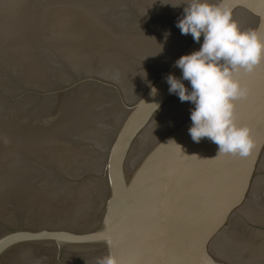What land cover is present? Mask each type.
<instances>
[{
    "label": "water",
    "instance_id": "obj_1",
    "mask_svg": "<svg viewBox=\"0 0 264 264\" xmlns=\"http://www.w3.org/2000/svg\"><path fill=\"white\" fill-rule=\"evenodd\" d=\"M230 3L241 29L264 34V0ZM182 13L161 0H0V264L109 252L264 264V63L238 76L253 152L193 142V105L165 81L200 48L175 26Z\"/></svg>",
    "mask_w": 264,
    "mask_h": 264
},
{
    "label": "clouds",
    "instance_id": "obj_2",
    "mask_svg": "<svg viewBox=\"0 0 264 264\" xmlns=\"http://www.w3.org/2000/svg\"><path fill=\"white\" fill-rule=\"evenodd\" d=\"M161 4L183 6L175 26L181 35H191L200 44L198 50L175 61L174 66L181 71L179 78L171 73L165 78L169 94L193 105L188 129L192 141L199 143L208 138L218 146L217 155L248 157L256 143L251 129L237 123L236 101L249 95L247 85L238 76L251 74L264 63V34L241 29L233 18L230 0H183L179 4L161 0ZM97 264L121 261L109 252Z\"/></svg>",
    "mask_w": 264,
    "mask_h": 264
},
{
    "label": "snow or ice",
    "instance_id": "obj_3",
    "mask_svg": "<svg viewBox=\"0 0 264 264\" xmlns=\"http://www.w3.org/2000/svg\"><path fill=\"white\" fill-rule=\"evenodd\" d=\"M113 248L115 250H120L121 248H123V242L119 239V237L113 240ZM128 251L130 252V250ZM121 264H127V260L124 255L121 256Z\"/></svg>",
    "mask_w": 264,
    "mask_h": 264
}]
</instances>
